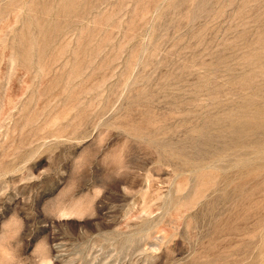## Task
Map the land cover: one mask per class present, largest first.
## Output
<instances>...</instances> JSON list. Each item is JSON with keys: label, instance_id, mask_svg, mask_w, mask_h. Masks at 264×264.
Wrapping results in <instances>:
<instances>
[{"label": "rangeland", "instance_id": "374dc122", "mask_svg": "<svg viewBox=\"0 0 264 264\" xmlns=\"http://www.w3.org/2000/svg\"><path fill=\"white\" fill-rule=\"evenodd\" d=\"M0 264H264V0H0Z\"/></svg>", "mask_w": 264, "mask_h": 264}]
</instances>
